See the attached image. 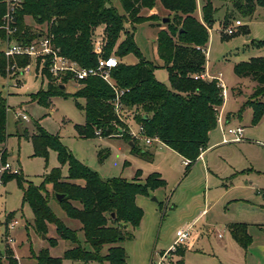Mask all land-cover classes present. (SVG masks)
<instances>
[{"label":"trees","instance_id":"obj_1","mask_svg":"<svg viewBox=\"0 0 264 264\" xmlns=\"http://www.w3.org/2000/svg\"><path fill=\"white\" fill-rule=\"evenodd\" d=\"M119 1L124 14H119L106 0H21L15 11L16 18L11 23L13 31L7 33L2 21L6 4L0 0V43L6 40L28 43L43 34L44 30L33 31L25 25L24 16L28 15L35 23L45 26L61 55L79 66L92 67L97 63V54L93 51L94 32L102 26L101 55H114L118 58V64L110 69L113 86L99 76H88L78 81L81 86L75 92L64 93L61 86L64 87L73 78L72 75L65 73L53 76L48 70V60L44 63L37 58L36 67L41 65L42 73H48V81L46 89L38 90L31 95V99L48 106L49 98L58 94L83 98V105L75 103L83 110L85 119L84 124L74 125L79 136L119 138L132 143L130 153L151 159V153L139 147L129 131L119 133L118 128L123 124L114 110L113 100L116 91H122L118 98L124 110H134L133 119L143 127V134L159 139L183 159H188L190 162L185 165L187 172L202 150L206 149L209 132L216 127L218 111L223 104L217 80L194 78L205 71L208 28L212 26L218 8L214 5V0H202L200 20L195 16L196 0ZM230 1L232 8L225 13L222 25H226L229 20L239 19L234 17L233 12L251 16L257 6L264 7V0ZM157 3L169 13L166 16L168 22L156 33L155 48L160 64L143 57L134 42L133 33V24L160 20L153 11ZM143 8L149 9L150 13L141 15ZM126 21L131 24L130 30L124 29ZM156 23L160 25L159 22ZM122 32L124 37L119 40ZM128 54L137 58L135 64L125 65L119 60ZM10 63L21 68L30 63V57L16 55L7 59L0 49L1 76L5 75ZM157 67H163L167 71L170 88L154 78L153 72ZM233 70L239 76L251 77L256 83L251 99L246 102L253 111L251 123L256 124L264 113V102L257 99L264 94V58L252 57L248 61L236 63ZM7 109V101L0 94V144L3 160L7 158L3 145L7 137ZM34 126L35 132L31 135L26 130L23 131V135L31 141L33 155H42L47 161L48 151L54 150L59 166L45 174L40 185L26 181L20 173L4 174L2 182L15 179L22 188V200L32 210L33 226L38 233L46 234L48 224H54L59 238L73 244L62 258L84 263L96 260L107 264H128L125 249L119 243L133 236L129 229L138 227L142 219L143 211L136 204L135 197L148 195L149 191L163 187L164 179L159 173L153 172L140 182L139 171H136L132 181L121 176L102 179L76 159L60 142L57 134H50L37 122ZM107 155L106 149L99 150V161ZM63 165L67 166L65 176L62 174ZM24 182H27L25 187L22 186ZM47 185L51 186L54 197L56 193L64 195L60 200L55 197V200L67 217L79 222L77 229L66 226L52 211ZM11 217L12 213L7 216L6 221ZM78 230L82 232L84 242L90 249L87 250L80 242ZM229 231L242 248L249 245L251 238L245 224H230ZM49 243L51 246L55 245L57 239L49 238ZM105 245L106 253L102 254L101 250ZM175 254L178 258L171 264H184L183 249L177 248ZM33 256L36 264H62V258L51 256L46 248ZM0 264H18L10 248H6L4 255L0 256Z\"/></svg>","mask_w":264,"mask_h":264},{"label":"rangeland","instance_id":"obj_2","mask_svg":"<svg viewBox=\"0 0 264 264\" xmlns=\"http://www.w3.org/2000/svg\"><path fill=\"white\" fill-rule=\"evenodd\" d=\"M106 1L116 8L119 14H124L119 0ZM196 2L198 8L202 0ZM214 5L218 10L214 14L212 26L208 28L205 71L210 76L221 73V81L225 85L227 96L222 97L221 112L218 111L219 121L209 132L210 147L201 159L190 165L187 172L183 159L164 146L153 151L156 144L150 145L149 149L154 152L151 160L130 153V145L122 139L79 136L74 125L84 124L85 119L83 110L75 103L83 105V98L71 95L64 97L58 94L49 98L48 106L31 99L32 94L40 89H46L48 81L46 71H44L46 80L40 74L36 75L34 57H30L27 71L8 70L7 65L5 75H0V94L8 105L7 137L3 144L7 150L6 160L18 169V173L26 181L40 185L45 174L53 167L59 166L54 150L48 151L47 161L42 155H33L31 141L23 135V131L26 130L29 135L33 134L35 122L50 134H57L60 142L72 155L102 179L121 176L127 181H132L136 171H139L138 181L143 182L150 173L161 174L165 186L149 191L148 195H138L136 203L143 211L142 219L138 227L129 229L133 236L119 243L125 249L128 264H156L160 254L168 251L173 245L175 229L186 217L191 202H196L199 209H205V214L195 224L201 235L194 247L186 251L185 264H255L256 261L249 257V253L258 257L260 262L264 260L258 249L259 238L254 236L255 232H252L254 243L244 250L232 239L226 228L229 223L234 222L264 224V113L258 123H251L253 111L246 102L251 99L256 83L251 77L239 76L233 70L236 63L248 61L252 57L264 58V7L257 6L251 16L233 12L234 17L240 19L241 25L234 27L233 34L225 35L222 29L234 25L235 21L232 19L226 25H222L225 13L232 8L231 1L214 0ZM153 11L160 20L133 24L134 42L143 57L150 61L155 59L156 33L159 28L165 26L162 18L169 15L159 3ZM198 12V10L195 12L197 18L200 15ZM149 13L150 10L146 8L140 11L141 15ZM24 22L33 31L45 30V26L35 23L28 15L24 16ZM156 22L160 25H156ZM124 29H131L130 22L124 23ZM123 37L122 32L119 40ZM99 39L103 43V28L100 27L96 28L93 41ZM119 60L125 65L137 62L133 54ZM40 73L42 74V71ZM153 74L157 81L170 88L165 68L157 67ZM80 86L81 84L73 78L69 79L64 84L63 92L71 94ZM257 99L264 102V94ZM17 111L25 113L28 119L18 118ZM134 113L133 109L128 108L122 112L120 123L123 126L120 125L118 128L119 133L125 130L137 133L138 125L133 119ZM226 116L229 117L228 122ZM237 126L243 127L240 141L219 142L222 139V129ZM131 137L135 138L132 135ZM135 140L139 147L147 146L142 140L138 138ZM215 142L217 143L211 145ZM101 149H106L108 155L99 161L98 151ZM8 173L14 174L5 171L0 176V256L4 255L6 248H10L18 264H36L33 255L46 248L51 256L62 258L64 252L73 244L59 238L54 224H48L46 234H40L35 230L32 210L22 200V188L15 179L2 182V176ZM62 174L64 176L67 174L66 165L62 166ZM26 183L24 182L22 186L25 187ZM47 189L52 211L66 226L77 229L79 222L65 215L55 200L51 186L47 185ZM11 213L10 219L17 220V224L14 229L7 230V222L10 219L6 221V218ZM253 228H256L255 225L250 228V233L255 230ZM218 234H221L222 238ZM77 235L82 245L87 250L90 249L84 242L82 232L78 230ZM7 237H11L12 242H8ZM49 238H56L57 243L51 246ZM106 248V245L103 246L102 254L106 253ZM174 252L175 250L167 253L172 261ZM62 264L107 263L96 260L84 263L62 258Z\"/></svg>","mask_w":264,"mask_h":264},{"label":"built area","instance_id":"obj_3","mask_svg":"<svg viewBox=\"0 0 264 264\" xmlns=\"http://www.w3.org/2000/svg\"><path fill=\"white\" fill-rule=\"evenodd\" d=\"M6 4V10L4 15L2 16L3 21V27L7 30V33H11L13 31V28L11 27V23L14 21L15 17V11L19 7L21 0H3ZM241 21L240 19H236L234 21V25L232 26H226L222 30V33L225 35H231L235 31V26H240ZM102 41L96 40L93 44V51L97 54V63L95 66L92 67H82L79 66L76 62L66 58L65 56L61 55L59 53V49L53 44L52 42V36L47 33L46 30H44L43 34H39L37 38L31 40L28 43L23 42H17V41H5V46L2 49L4 55L7 59H11L16 55H25L29 57H34L35 60L39 58L41 62L43 61L46 63V60H48V70L53 76H57L59 74H65L69 73L72 75L73 79L75 81H79L82 79H85L88 76H99L103 80H105L108 84L113 86L110 78V69L115 67L118 64V58L114 55H110L108 57H103L101 55L102 53ZM29 67V64L25 65L24 67H18L15 63L8 64L7 69L8 70H19L20 71H26ZM38 69H41V65L38 66ZM194 78H201V79H215L218 81V85L221 87V96L224 98L227 96V91L225 88V85L221 81V73H218L216 76H210L207 74L206 71L200 73L199 75H195ZM122 91L117 92L116 96L113 100V106L114 110L119 118H121V114L124 111V108L122 106V103L119 100V94H121ZM18 118L22 120H27L28 116L23 113L22 111L16 112ZM220 116H218L219 121ZM138 131L137 133H133L129 131L130 135L134 136L135 138H138L142 140L145 144H150L154 140H157L153 137H148L143 134V127L141 125H138ZM223 132V141L225 142H237L240 141L243 134V127L237 126V127H226V129H222ZM96 134H99V131L95 132ZM2 149L0 146V176L5 171H10L12 173H18V169L13 167L10 162H8L6 159L3 160L2 158ZM201 154V153H200ZM200 156V155H199ZM188 159H183V164L187 165L189 164ZM1 178V177H0ZM17 224V220L10 219L7 222V230H12L15 228ZM8 242H12L11 237L6 238ZM193 240L192 235V225H186L180 228L177 231L176 238L174 240L173 245H171L170 249L168 251H164L160 254V259L156 264H171L172 259H169V256H167V253L170 251H176V248L178 246H186L190 244Z\"/></svg>","mask_w":264,"mask_h":264},{"label":"crops","instance_id":"obj_4","mask_svg":"<svg viewBox=\"0 0 264 264\" xmlns=\"http://www.w3.org/2000/svg\"><path fill=\"white\" fill-rule=\"evenodd\" d=\"M202 4V3H201ZM200 7H201V5L197 8V10L200 12V15H199V19L201 20V11H200ZM196 10V11H197ZM198 12V13H199ZM101 29L103 28L102 26L100 27ZM0 44H2L1 46H2V48H1V46H0V49H3L4 48V46H5V42H3V43H0ZM154 56H155V59H154V62H156V63H158V64H160L161 63V61L158 59V57H157V55H156V48H155V46H154ZM35 71H36V75H41L42 76V78L44 79L45 78V80H46V77H45V75L42 73H40L41 72V69H38V67H36V60H35ZM28 69H29V67H28ZM27 69V70H28ZM26 70V71H27ZM21 72H23V71H21ZM20 72V73H21ZM25 72V71H24ZM46 84H47V82H46ZM221 108V107H220ZM219 108V112H221V109ZM229 121V117L228 116H226V122H228ZM221 133H222V139L219 141V142H221V143H227V142H225V141H223V138H224V134H223V132H222V130H221ZM208 142H209V137H208ZM229 142V141H228ZM238 142V141H237ZM217 142H215V143H212L211 145H214V144H216ZM129 144V143H128ZM154 144H156V146L155 147H153V151L157 148V147H161V146H164V147H166V148H168V149H171V148H169V147H167L165 144H163L161 141H158V140H156V141H154V142H152V143H150V144H148L147 146H145V149H147V151L149 152V153H151V155H152V158H153V156H154V152L153 151H151L149 148H150V145H154ZM158 145V146H157ZM210 146L208 145V143H207V147H206V149H204V150H202V152H201V154H200V156H198V158L197 159H201L202 157H203V155H204V153H205V151L209 148ZM6 149V148H5ZM172 150V149H171ZM172 151H174V150H172ZM175 152V151H174ZM176 153V152H175ZM179 157H181L182 159H183V157L182 156H180L178 153H176ZM6 155H7V150H6ZM7 158H8V156H7ZM196 159V160H197ZM152 160V159H151ZM193 164V163H192ZM159 173V172H158ZM160 174V173H159ZM140 176V175H139ZM160 176H161V174H160ZM161 178H162V176H161ZM140 178L138 177V180H139ZM163 179V178H162ZM165 186V185H164ZM163 186V187H164ZM158 188H160V187H158ZM157 189V188H156ZM155 190V189H154ZM151 191H153V190H151ZM137 197H138V195H136V197H135V202H137ZM137 204V203H136ZM140 207V206H139ZM141 208V207H140ZM205 214V209H199V207H197V204H196V202H191V204L189 205V209H188V212H187V214L185 215L186 217L184 218V220L182 221V223H180L179 224V226H177L176 227V229H175V232H174V239L173 240H175V238H176V235H177V231L180 229V228H182L183 226H186V225H192V235H193V240H192V242L190 243V244H188V245H186L185 247H179V248H182L183 249V255H182V259H183V263L185 262L184 261V256H185V253H186V251L187 250H189V249H192L193 247H194V245H195V242H196V240L199 238V236L201 235V233H199V231L195 228V224H196V222H197V220H199V219H201L202 218V216ZM234 223H242V224H245L246 225V229H247V233L249 234V236H250V238H251V241H250V243H249V245L246 247V249L244 248V250H247L248 249V247L249 246H251L253 243H254V238H253V233L252 232H255V235L254 236H258V238H259V242H258V249H259V251L262 253V255H261V258H263L264 259V224H262V223H255V222H251V223H247V222H234ZM234 223H229L228 225H227V231L230 233V231H229V225L230 224H234ZM253 225H255V227L256 228H253V229H255V230H252L251 231V233H250V228L253 226ZM139 226V225H138ZM231 235V234H230ZM218 236L220 237V238H222V235L221 234H218ZM232 237V236H231ZM233 239V238H232ZM234 240V239H233ZM247 253V252H246ZM173 256H174V260L173 261H175L178 257H177V255L175 254V252L173 253ZM249 257L251 258V259H253V261H256L255 262V264H264V260L262 261V262H260L259 261V259H258V257H256L254 254H252V253H249ZM185 264V263H184Z\"/></svg>","mask_w":264,"mask_h":264},{"label":"water","instance_id":"obj_5","mask_svg":"<svg viewBox=\"0 0 264 264\" xmlns=\"http://www.w3.org/2000/svg\"><path fill=\"white\" fill-rule=\"evenodd\" d=\"M15 18L16 17H14V20H15ZM162 22H168V18L167 17L162 18ZM61 88H63V86H61ZM129 145L132 146V143L129 142ZM63 196H64L63 194H58V193L55 194V197L57 200H60Z\"/></svg>","mask_w":264,"mask_h":264}]
</instances>
